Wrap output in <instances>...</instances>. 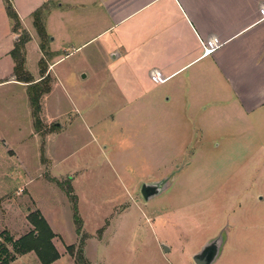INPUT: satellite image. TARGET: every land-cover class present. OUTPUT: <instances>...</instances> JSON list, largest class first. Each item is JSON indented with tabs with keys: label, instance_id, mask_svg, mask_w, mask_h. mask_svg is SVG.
I'll return each mask as SVG.
<instances>
[{
	"label": "rangeland",
	"instance_id": "374dc122",
	"mask_svg": "<svg viewBox=\"0 0 264 264\" xmlns=\"http://www.w3.org/2000/svg\"><path fill=\"white\" fill-rule=\"evenodd\" d=\"M109 40L52 66L41 115L23 88L0 84V262L41 264L33 250L16 251L42 217L56 264H76L79 249L90 264H194L219 236L213 264H264V145L213 93L191 109L189 90H139L137 79L111 72L110 48L102 47ZM38 43L49 51L48 39ZM42 56L43 65L29 63L34 76L52 63ZM48 121L63 129L49 141L57 127ZM160 181L164 192L144 201L141 185Z\"/></svg>",
	"mask_w": 264,
	"mask_h": 264
},
{
	"label": "crops",
	"instance_id": "0c3cea01",
	"mask_svg": "<svg viewBox=\"0 0 264 264\" xmlns=\"http://www.w3.org/2000/svg\"><path fill=\"white\" fill-rule=\"evenodd\" d=\"M8 5L18 18L15 30ZM44 5L48 52L40 50L32 18ZM78 19L86 28L75 24ZM89 28L97 31L84 38ZM25 33L24 71L34 83L41 75L37 69L34 76L29 63L38 66L42 54L53 58L46 69L49 76L53 65L110 34L102 47L110 48L111 72L137 79L139 90H189L191 109L198 96L213 93L215 102L236 111L237 125L249 126L264 145V0H0V84L23 88L28 99L27 85L15 79L10 55ZM54 126L56 133L45 135L48 141L63 133H58L63 131L59 124ZM14 157L25 169L21 154Z\"/></svg>",
	"mask_w": 264,
	"mask_h": 264
},
{
	"label": "trees",
	"instance_id": "16d2710c",
	"mask_svg": "<svg viewBox=\"0 0 264 264\" xmlns=\"http://www.w3.org/2000/svg\"><path fill=\"white\" fill-rule=\"evenodd\" d=\"M8 17L14 22L13 29L17 28L18 18L16 14L13 12L10 5H8L7 9ZM48 9L47 5L42 6L39 10L33 13V24L36 29L38 36L41 40L46 39V34L44 30L43 20L47 15ZM28 38L25 36H20L15 43L13 50L10 52L12 59L14 60V76L17 82L24 83L27 85V94L30 106L33 110V115L37 116L40 111V98L47 94L50 91L49 86L45 84L46 80L48 79V75L44 76V72L41 75V79L34 83L30 75L24 71V56L23 50L24 45L27 42ZM40 50L44 51V45L40 44ZM39 65H43L42 61L39 62ZM35 121L37 124V119L35 117ZM74 210V220L79 222L77 217V208L76 206L73 207ZM36 228L38 229V233L32 234L30 236L22 237L19 241L20 248L16 251V253L23 254L27 251H34L37 257L40 260L41 264H52L59 258L58 253L54 249L53 245L51 244V239L54 237L53 233L51 232L49 226L45 222L42 217H39V221L35 223ZM79 229V228H77ZM42 250H45L43 253ZM69 253L73 254V248L68 247ZM6 260L0 262V264H6ZM75 263L76 264H90L88 260L84 257L83 252L79 249L75 256Z\"/></svg>",
	"mask_w": 264,
	"mask_h": 264
},
{
	"label": "water",
	"instance_id": "95a60500",
	"mask_svg": "<svg viewBox=\"0 0 264 264\" xmlns=\"http://www.w3.org/2000/svg\"><path fill=\"white\" fill-rule=\"evenodd\" d=\"M165 182L143 183L140 187V194L144 201H149L154 197L159 196L164 190ZM221 236L210 240L203 246L199 253L192 257L194 264H213L220 255L222 241ZM164 249L166 247L162 246ZM168 250V249H167Z\"/></svg>",
	"mask_w": 264,
	"mask_h": 264
}]
</instances>
